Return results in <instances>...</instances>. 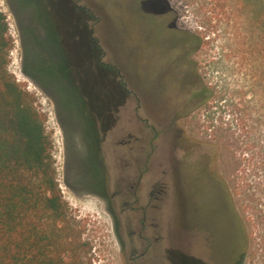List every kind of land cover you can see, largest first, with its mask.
I'll return each mask as SVG.
<instances>
[{
  "label": "rangeland",
  "instance_id": "1",
  "mask_svg": "<svg viewBox=\"0 0 264 264\" xmlns=\"http://www.w3.org/2000/svg\"><path fill=\"white\" fill-rule=\"evenodd\" d=\"M0 10L13 42L9 71L46 117L84 264H161V242L135 259L142 213L117 191L150 206L147 227L158 235H146L164 241L168 264H248L217 151L190 107L198 81L180 25L161 0H0Z\"/></svg>",
  "mask_w": 264,
  "mask_h": 264
},
{
  "label": "trees",
  "instance_id": "2",
  "mask_svg": "<svg viewBox=\"0 0 264 264\" xmlns=\"http://www.w3.org/2000/svg\"><path fill=\"white\" fill-rule=\"evenodd\" d=\"M161 2L198 81L189 103L217 151L240 259L264 264V0ZM8 33L0 10V264H84L87 245L57 182L46 117L9 71Z\"/></svg>",
  "mask_w": 264,
  "mask_h": 264
},
{
  "label": "flooded vegetation",
  "instance_id": "3",
  "mask_svg": "<svg viewBox=\"0 0 264 264\" xmlns=\"http://www.w3.org/2000/svg\"><path fill=\"white\" fill-rule=\"evenodd\" d=\"M121 184H122V180L119 181L118 186H120ZM107 188H108V186L106 187V190H107ZM117 197L123 198L124 202L128 201L129 198H132V209L135 211H141V213H142L141 217H142L143 221L139 224L140 228L136 229L137 233L134 234L133 250H134L135 255H136L135 259L138 260V258H140V259L144 258L145 256L148 255L150 250L153 249L154 245H159V243L161 242V245H160L161 264H168V261L166 258L167 252L164 248L165 247L164 241L159 239V238L155 239L152 237H148L146 235L148 228H150L152 231H156V233H154V234L158 235V226L157 225L154 227V225L151 223L147 227L148 218L146 216H147V209H149L150 206L148 204H146L145 206L140 205L141 200L137 196V194H135V193L132 195H130L128 193H124L122 195V193L120 191H117L116 195L114 196V199ZM114 199H112V201H114ZM104 200L107 202H112L111 197L106 196V194H105ZM162 231H163V229H162ZM157 250H159V248ZM139 252H140V254H139Z\"/></svg>",
  "mask_w": 264,
  "mask_h": 264
}]
</instances>
